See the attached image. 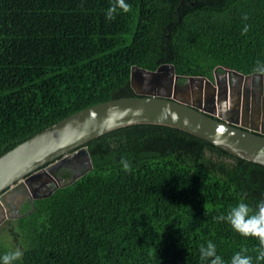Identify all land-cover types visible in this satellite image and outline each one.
<instances>
[{
  "label": "trees",
  "instance_id": "trees-1",
  "mask_svg": "<svg viewBox=\"0 0 264 264\" xmlns=\"http://www.w3.org/2000/svg\"><path fill=\"white\" fill-rule=\"evenodd\" d=\"M125 2L131 11L107 20L114 0H0V157L77 112L135 97V67L213 80L264 65V0ZM85 146L92 169L77 180L55 171L62 185L0 232V257L18 246L14 264H210L200 247L211 240L226 264L244 248L256 264L258 241L216 217L264 200L263 166L163 125Z\"/></svg>",
  "mask_w": 264,
  "mask_h": 264
},
{
  "label": "water",
  "instance_id": "water-1",
  "mask_svg": "<svg viewBox=\"0 0 264 264\" xmlns=\"http://www.w3.org/2000/svg\"><path fill=\"white\" fill-rule=\"evenodd\" d=\"M241 79L244 74L225 71ZM180 79L195 80L201 88L178 84ZM206 85V86H204ZM131 87L135 97L104 102L77 112L41 131L0 157V204L5 197L28 187L33 194L42 180L53 183L45 196L33 194L35 199L46 197L62 184L55 171L75 168L80 161L92 169L87 145L111 131L139 124L163 125L199 137L223 151L264 167V123L254 126L250 115L251 102L246 101L237 120L225 117L226 105H218L220 82L206 77H181L172 65H162L156 71L137 67L131 71ZM212 93V94H211ZM213 97V99H212ZM212 101V109L208 108ZM225 109V110H224ZM72 166V167H71ZM37 190V189H36Z\"/></svg>",
  "mask_w": 264,
  "mask_h": 264
},
{
  "label": "flooded vegetation",
  "instance_id": "flooded-vegetation-1",
  "mask_svg": "<svg viewBox=\"0 0 264 264\" xmlns=\"http://www.w3.org/2000/svg\"><path fill=\"white\" fill-rule=\"evenodd\" d=\"M217 75L220 82V91L216 102L218 105H226V110L224 109L227 111L224 113L225 117L237 120L238 117L240 118L241 112L245 105L244 103L249 101L251 102L249 108L250 115L256 121L253 125L256 126L258 123L260 124L259 127L262 128V123H264V74L253 73L250 75H245L246 78L244 79L227 72ZM188 83L189 82L185 79H180L178 81V84L181 86H185ZM192 84L189 83L190 86L192 85L194 87L195 93L198 92V89L201 88V83L195 80ZM207 105L208 108L212 109V101H208ZM86 169L87 166L85 163L80 161L75 165V168H69L68 170L72 172V176L74 177L82 174ZM46 180L47 178L41 181L43 184L38 185L36 187L37 190L35 189L33 194L37 196H45L51 189H53V183H50ZM33 194L30 192L28 187H21L18 191H15L13 194L7 195L5 197V203L0 204L1 233H4L3 230L7 229L11 222L16 221L23 215L24 212H22V210L25 207L23 205L30 203L35 199Z\"/></svg>",
  "mask_w": 264,
  "mask_h": 264
},
{
  "label": "clouds",
  "instance_id": "clouds-1",
  "mask_svg": "<svg viewBox=\"0 0 264 264\" xmlns=\"http://www.w3.org/2000/svg\"><path fill=\"white\" fill-rule=\"evenodd\" d=\"M117 9L127 13L131 11V6L125 0H114L111 7L106 12V19L113 20ZM259 65V62H257ZM256 72L264 73V65H260L254 69ZM125 170H130L127 161H122ZM218 221L227 222L231 229L245 238H254L258 241V247L253 249L256 253V264L264 261V200L259 201L253 208L242 198L235 205L231 206L226 214L216 217ZM201 259H209L210 264H226L221 256L217 254L216 245L209 240L206 246L200 247ZM248 249L244 248L236 252L230 264H254L253 256L248 255ZM23 253L20 249H15L5 253L0 257V264H14L20 260Z\"/></svg>",
  "mask_w": 264,
  "mask_h": 264
},
{
  "label": "rangeland",
  "instance_id": "rangeland-1",
  "mask_svg": "<svg viewBox=\"0 0 264 264\" xmlns=\"http://www.w3.org/2000/svg\"><path fill=\"white\" fill-rule=\"evenodd\" d=\"M26 205H27V203L23 205V206H25V207H24V209L22 210V212H25ZM6 236H7V235H6ZM7 240H8V241H9L11 244H13V243H12L13 241H12L11 239H8V238H7ZM14 244H15V242H14ZM14 246H15V245H14ZM17 248H19V249H20V247H18V246H15L14 250H15V249H17Z\"/></svg>",
  "mask_w": 264,
  "mask_h": 264
}]
</instances>
